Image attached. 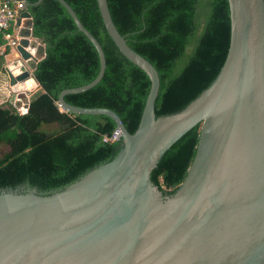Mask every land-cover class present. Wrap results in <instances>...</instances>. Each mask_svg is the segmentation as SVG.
I'll list each match as a JSON object with an SVG mask.
<instances>
[{
  "label": "water",
  "instance_id": "obj_1",
  "mask_svg": "<svg viewBox=\"0 0 264 264\" xmlns=\"http://www.w3.org/2000/svg\"><path fill=\"white\" fill-rule=\"evenodd\" d=\"M22 1L25 9L15 22L16 59L4 68L12 92H21L14 87L27 80L38 86L32 72L45 54L32 37L29 4ZM57 1L99 59L96 77L62 90L59 104L73 114L110 118L122 148L111 161L52 194L0 190V264H264V0H227L229 45L217 76L182 110L157 118V71L117 31L107 0H96L109 38L150 82L132 134L110 109L64 101L65 95L100 82L105 57L71 7ZM197 124L186 176L172 195L163 196L150 173Z\"/></svg>",
  "mask_w": 264,
  "mask_h": 264
},
{
  "label": "trees",
  "instance_id": "obj_2",
  "mask_svg": "<svg viewBox=\"0 0 264 264\" xmlns=\"http://www.w3.org/2000/svg\"><path fill=\"white\" fill-rule=\"evenodd\" d=\"M36 1L27 0L26 10L32 37L44 45V57L32 72L39 90L24 114L10 101L0 104V190L34 188L48 195L111 161L122 142L104 141L117 129L110 118L60 111L59 93L90 83L98 73L99 59L57 0ZM64 1L105 57L100 82L85 92L65 95L64 101L75 107L110 109L127 132L134 133L149 91L148 77L119 53L96 0ZM107 6L127 45L158 73L156 118L182 110L217 76L229 45L227 0H107ZM8 52L9 48L3 54ZM199 132L197 124L152 169L150 181L163 196L172 195L184 180Z\"/></svg>",
  "mask_w": 264,
  "mask_h": 264
},
{
  "label": "built area",
  "instance_id": "obj_3",
  "mask_svg": "<svg viewBox=\"0 0 264 264\" xmlns=\"http://www.w3.org/2000/svg\"><path fill=\"white\" fill-rule=\"evenodd\" d=\"M25 3L22 0H0V33L3 35L6 46L8 48L14 49L19 43L18 31L19 27L15 25L16 19L19 17L20 13L24 11ZM17 110L19 114L26 113L27 109L25 107ZM60 111L64 109L58 104ZM65 111V110H64ZM120 139L119 130H115L110 138H105L104 141H118Z\"/></svg>",
  "mask_w": 264,
  "mask_h": 264
},
{
  "label": "crops",
  "instance_id": "obj_4",
  "mask_svg": "<svg viewBox=\"0 0 264 264\" xmlns=\"http://www.w3.org/2000/svg\"><path fill=\"white\" fill-rule=\"evenodd\" d=\"M0 39H2V41H3V43L0 44V82H1V84H0V104H5L8 102V100L6 98H8L9 96H4V94H5V91L7 94H9V89H8L9 86L6 89V87L2 83V80H3L2 76H3V74H5L4 68L10 62V57L12 55H14L15 57H11L12 58L11 60L16 59V53H15L14 49L9 48V52L7 54H3L4 51L8 48V46H6V44H5V40L3 38V35H1Z\"/></svg>",
  "mask_w": 264,
  "mask_h": 264
},
{
  "label": "rangeland",
  "instance_id": "obj_5",
  "mask_svg": "<svg viewBox=\"0 0 264 264\" xmlns=\"http://www.w3.org/2000/svg\"><path fill=\"white\" fill-rule=\"evenodd\" d=\"M3 80L2 83L4 84V86L6 87V89L8 88V80L5 74H3L2 76ZM1 84V82H0ZM9 89V88H8ZM39 87L36 86L33 90H29V91H21V92H12L9 89V94L6 93L4 96H9L8 98H6L8 101H10V103L16 107L17 110L20 111V108L23 107V104L27 103L28 101H30V98L36 93L38 92ZM5 99V100H6Z\"/></svg>",
  "mask_w": 264,
  "mask_h": 264
},
{
  "label": "bare ground",
  "instance_id": "obj_6",
  "mask_svg": "<svg viewBox=\"0 0 264 264\" xmlns=\"http://www.w3.org/2000/svg\"><path fill=\"white\" fill-rule=\"evenodd\" d=\"M36 87L35 82H33L32 80H27L25 83H19L14 87V90L17 91H29V90H33Z\"/></svg>",
  "mask_w": 264,
  "mask_h": 264
}]
</instances>
